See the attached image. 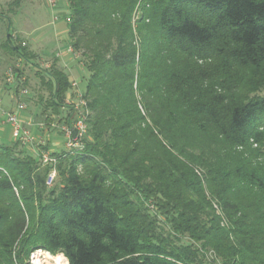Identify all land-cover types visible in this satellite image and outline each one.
Listing matches in <instances>:
<instances>
[{
  "label": "trees",
  "instance_id": "trees-1",
  "mask_svg": "<svg viewBox=\"0 0 264 264\" xmlns=\"http://www.w3.org/2000/svg\"><path fill=\"white\" fill-rule=\"evenodd\" d=\"M68 4L87 133L80 150L50 151V185L52 165L0 142V264L14 246L20 262L42 248L68 264H264V95L234 91L264 69V0ZM8 13L0 48L46 73L57 114L70 80L15 43Z\"/></svg>",
  "mask_w": 264,
  "mask_h": 264
},
{
  "label": "rangeland",
  "instance_id": "rangeland-1",
  "mask_svg": "<svg viewBox=\"0 0 264 264\" xmlns=\"http://www.w3.org/2000/svg\"><path fill=\"white\" fill-rule=\"evenodd\" d=\"M12 1L13 0H0V13H8V9L10 8L14 9L13 11L17 9L19 12V14H13L10 17V31L13 34V38L14 36H19L18 40H15L14 38L15 43L21 42L24 44L28 51H31V53L34 54L33 61L38 65H49L54 58L58 59V63H71L69 68L75 80L78 82L79 93H83L87 84L88 70L83 65L84 62L80 52L74 51L71 46L73 52L67 50L69 45L67 44L66 18L70 12L68 0H57L56 5L52 7V9L47 4L46 0H19L17 6H10L9 4ZM135 19H137V17H135ZM5 35V22L1 20L0 44L5 40ZM0 63H4L3 67H0V86H2L0 87V99L3 106L6 100L10 103L11 99L9 96L11 95H13L15 100L18 98L22 99L26 105L24 111L25 113H28L32 119L30 128L36 141V143H34L35 148L24 146V151L41 157L38 154L40 150L46 152H50L51 150L54 152L67 149V137L63 132L62 127L68 126V124L65 123V120L69 114L72 123L77 118L78 113L76 107L80 106V98L77 94H74L75 89L69 88L67 91L70 93V96L72 95L71 97L67 96L64 100V103L67 104L68 107L60 108L57 114L53 113V109L49 106L51 90L46 87L45 80L48 78L46 73L41 72V70L39 71L36 67V69L34 67L28 68L21 64L19 67L22 69V74H19V77L17 76L16 78L14 69H16L17 63L22 62H20V59L17 57L9 56L8 53L1 48ZM184 63H186V61ZM197 63L204 62L197 61ZM208 63L218 62L211 61ZM43 67L45 68L49 66L44 65ZM59 67L61 69L63 68L62 66ZM243 73L244 75L241 76L243 81L240 82V79V83L236 82L234 91L236 93H241L242 95H248V97L264 95V69L252 73L246 71ZM12 74L13 76L11 77ZM22 90H26L27 93L22 94ZM81 100H85L83 96L81 97ZM46 108L48 109L43 112ZM2 119L5 120V116L0 113V122ZM48 131H50V133H55L56 139H54V141L57 143L55 145L57 146V149H51V145H49V150L41 148L50 140L49 136L46 138L43 136V133H49ZM10 137L8 141L9 143H12L14 139L12 137L10 139ZM2 142L5 143V140ZM144 207H147L151 213L150 217L153 219V216H155L157 212L155 204L152 201H148ZM157 219L161 221V216ZM168 227L169 226H166V228ZM183 242H185V240H183ZM16 249V246L12 248L10 256L12 264H25L31 259H34L35 264H58L62 259H57V257L63 258L64 261L62 264H64V262L68 264V261L63 254L51 253L42 248L32 249L28 257L23 258L22 262H20L18 255H16ZM204 255L209 261L216 258L212 250L205 251Z\"/></svg>",
  "mask_w": 264,
  "mask_h": 264
},
{
  "label": "built area",
  "instance_id": "built-area-1",
  "mask_svg": "<svg viewBox=\"0 0 264 264\" xmlns=\"http://www.w3.org/2000/svg\"><path fill=\"white\" fill-rule=\"evenodd\" d=\"M47 4L52 8L56 5L57 0H46ZM67 50L69 52H73L72 48L69 46L67 47ZM11 72V70H10ZM13 74L11 75V77ZM10 77V78H11ZM17 78V77H16ZM71 87L75 89V94L78 95L80 98V106L76 107L77 110V118L75 121L68 126H63V132L66 134L67 142L66 147L67 149H82L83 148V139L87 133V109H86V102L85 100H81L82 93H79L78 90V83L75 80H70ZM22 94H26V90H22ZM26 108L25 103L22 101V99H18L15 107L12 110L4 111L0 99V113H3L5 115V123L9 125V131L11 134V137L20 142L23 146H27L30 148L34 147V143H36L32 131H31V123H25L20 118V113ZM85 108V111L82 112L81 109ZM73 130L76 131V135L73 136ZM40 142V141H39ZM35 148V147H34ZM38 154L41 156V161L43 164H50L52 165V169L48 174L46 183L50 185L56 176V169L55 165L57 162V158L52 156L50 152L41 151L38 152ZM32 258V256H31ZM25 264H35L34 259H31L29 262H26Z\"/></svg>",
  "mask_w": 264,
  "mask_h": 264
},
{
  "label": "crops",
  "instance_id": "crops-1",
  "mask_svg": "<svg viewBox=\"0 0 264 264\" xmlns=\"http://www.w3.org/2000/svg\"><path fill=\"white\" fill-rule=\"evenodd\" d=\"M46 2V1H45ZM19 8V7H18ZM52 9V8H51ZM13 14H19V12L17 11V9H15V11H14V13ZM13 14H11V13H8V15L11 17ZM1 18H0V23H1ZM6 64V63H5ZM51 64V63H50ZM50 64L49 65H47V64H44L45 66H50ZM57 64H59V66H62L63 68V71L67 74V76H68V78H69V80H75V78H74V76L72 75V72H71V70H70V68H69V66H70V64L71 63H57ZM3 65H4V63H0V67L2 66L3 67ZM44 65H39L41 68H44L43 66ZM19 66H21V63H17V66L16 67H19ZM25 67H28V68H33L32 66H30V64H28V65H26ZM23 68V67H22ZM35 68V67H34ZM45 68H48V67H45ZM36 69V68H35ZM76 81V80H75ZM78 83V82H77ZM0 87H2V86H0ZM74 94H75V91H74ZM67 96L68 97H71L70 96V93H66V97L65 98H67ZM9 98L11 99V101H10V103H9V101L8 100H6V102L4 103V106H3V104H2V107H3V110L4 111H9V110H12L14 107H15V105H16V103H17V100L19 99H14L13 98V95H11V96H9ZM12 99H13V102H12ZM1 103H2V101H1ZM2 115H4L3 113H2ZM5 116V115H4ZM20 118H21V120H23L25 123H31L32 122V119H31V116L28 114V113H25V111L23 110L21 113H20ZM33 130V129H32ZM49 133H46V132H44L43 134V136L46 138L47 136H49L50 137V145H51V149H57L56 147L57 146H55L57 143L54 141V139H56V135H55V133H50V131H48ZM9 137H10V131H9V125L7 124V123H5V120H1V122H0V142H2V141H4L5 140V143H9ZM10 139H11V137H10ZM49 139V138H48ZM51 151V150H50Z\"/></svg>",
  "mask_w": 264,
  "mask_h": 264
},
{
  "label": "bare ground",
  "instance_id": "bare-ground-1",
  "mask_svg": "<svg viewBox=\"0 0 264 264\" xmlns=\"http://www.w3.org/2000/svg\"><path fill=\"white\" fill-rule=\"evenodd\" d=\"M57 259H62V261H60L58 264H62V262L64 261L63 258H61V257H57ZM64 264H66V262H64Z\"/></svg>",
  "mask_w": 264,
  "mask_h": 264
},
{
  "label": "water",
  "instance_id": "water-1",
  "mask_svg": "<svg viewBox=\"0 0 264 264\" xmlns=\"http://www.w3.org/2000/svg\"><path fill=\"white\" fill-rule=\"evenodd\" d=\"M76 135V131L75 130H73V136H75Z\"/></svg>",
  "mask_w": 264,
  "mask_h": 264
}]
</instances>
